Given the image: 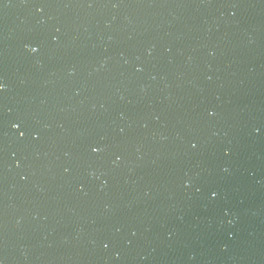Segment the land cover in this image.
<instances>
[{"label":"water","instance_id":"water-1","mask_svg":"<svg viewBox=\"0 0 264 264\" xmlns=\"http://www.w3.org/2000/svg\"><path fill=\"white\" fill-rule=\"evenodd\" d=\"M0 264H264V0H0Z\"/></svg>","mask_w":264,"mask_h":264}]
</instances>
